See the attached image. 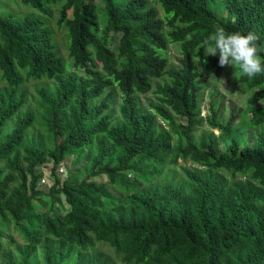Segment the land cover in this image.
I'll list each match as a JSON object with an SVG mask.
<instances>
[{
  "label": "trees",
  "instance_id": "trees-1",
  "mask_svg": "<svg viewBox=\"0 0 264 264\" xmlns=\"http://www.w3.org/2000/svg\"><path fill=\"white\" fill-rule=\"evenodd\" d=\"M19 1L45 21L0 15V252L14 253L0 264H33L37 247L42 264H264V72L248 78L238 65L230 69L247 93L243 146L236 117L221 116L212 89L208 116H199L204 75L214 81L224 68L218 54L205 56L203 42L218 26L253 32L264 57V0H220L221 18L208 0H153L157 9L146 0ZM53 14L66 35L68 70ZM169 46L178 54L174 65ZM32 81L53 83L36 89L44 140L31 136L37 121L17 93ZM146 94L153 101L144 108L138 96ZM204 124L217 135L195 137ZM73 152L87 156L89 173L61 180L57 169ZM177 159L202 171L156 185ZM44 166L46 193L38 189ZM59 198L62 215L53 210Z\"/></svg>",
  "mask_w": 264,
  "mask_h": 264
},
{
  "label": "rangeland",
  "instance_id": "rangeland-1",
  "mask_svg": "<svg viewBox=\"0 0 264 264\" xmlns=\"http://www.w3.org/2000/svg\"><path fill=\"white\" fill-rule=\"evenodd\" d=\"M146 1L150 6L157 9V6L155 5L153 0H146ZM208 8L216 15L217 18L226 16V11L220 0H208ZM95 14L97 17V21L101 23L103 21L102 19L103 15L101 12V7L98 2L95 5ZM0 15L1 16L11 15L14 19H19L22 18L23 16H36L42 20H44L45 18L36 9L23 5L19 0H0ZM54 15L55 14L52 15V18L49 21L51 25L50 27H52L54 33V41L57 44L58 53L64 60L66 68L68 70L69 61L65 49L66 35L64 34L63 27H60L58 29L54 27V19H55ZM117 39H118V35H113L111 37L109 42L110 47H113L116 44ZM166 56L168 57V64L171 65L176 64V59L178 57V54L172 46H169L166 52ZM230 69H231L230 66H225L222 72H220V74L217 76V78L214 81H210L208 76L204 75V79L209 82H208L207 90L204 93V98L200 107L199 116L202 117L203 119H205L208 116L206 111V103L207 100L210 98L208 96V91L212 89L213 90V96H211L212 100L216 102H221V107H220L222 110L221 116L223 118H227L228 114L231 113L236 117L234 120L233 127L239 128L240 134L238 141H239V145L243 146L245 143H247V136H248V132L250 131L246 129L243 121L247 93H244L239 89V87H237V85H235V81L234 78L232 77L233 75L231 74ZM220 80L224 81V85L223 82ZM39 87H44L47 91H50L51 88L53 87V83L37 82V81L28 82L25 83V85L20 90H17V93L19 92L24 93L26 97L25 108L28 111H31L35 115L37 121V123L34 125V127L30 132L31 136H33L35 140L36 139L44 140L45 136L43 134V130L40 123L41 111L39 108V103H40L39 96L36 93V89H38ZM138 99L141 105L144 108H146V102L153 101V96L150 94H146L143 96H138ZM117 110H118V102L116 101L110 110V112L113 115H115V119L118 118ZM11 128H12V123L7 124L2 132V135L8 133L11 130ZM208 130L212 131L214 135H217L218 133L217 130H212L206 124H204L203 127L197 131L195 137L198 136L199 133ZM253 133L254 131L251 132V134ZM248 141H252V139L251 140L249 139ZM0 169H2V165H0ZM191 170L202 171L201 168H199L196 165L189 164L188 162L184 163L179 159H177L176 165L166 167L163 173L161 174V176L154 182L158 186H164L166 184L175 185L176 183H183L185 182L184 172ZM41 171L43 173V177L38 184V189L41 190L43 193H46L51 183V180L47 176L48 174L46 173L47 171L46 166L42 167ZM88 173H89V167H88L87 156L78 158L77 152H73L67 155L57 169V174L59 175L61 180L64 179L65 176L69 175V177L76 182L80 181ZM126 177L128 179L131 178L130 175H126ZM39 203L44 204V208L48 209L49 201L46 197H41ZM66 209L67 207L62 198H59L58 202L53 204V210L56 213H58V215H62ZM7 234L11 236L15 244L17 245L22 244V240L18 232L14 230H10L9 232H7ZM5 238H6V234L4 233V239ZM8 256H14L12 247L3 250V253L0 252V263H2L3 259L7 258ZM31 261L33 264H42L41 249L39 247L36 248L34 254L31 257ZM64 264H72V260H68Z\"/></svg>",
  "mask_w": 264,
  "mask_h": 264
},
{
  "label": "clouds",
  "instance_id": "clouds-1",
  "mask_svg": "<svg viewBox=\"0 0 264 264\" xmlns=\"http://www.w3.org/2000/svg\"><path fill=\"white\" fill-rule=\"evenodd\" d=\"M258 40L259 37L253 32L228 33L223 27L218 26L214 34L203 42L207 53L205 56H217L218 54L220 67L238 65L243 74L248 78H253L264 72V67H262L264 57L260 56L262 49L257 43ZM220 81L224 85V81Z\"/></svg>",
  "mask_w": 264,
  "mask_h": 264
}]
</instances>
